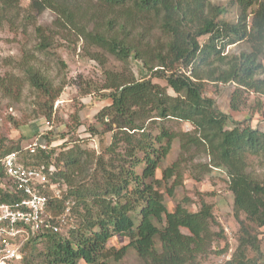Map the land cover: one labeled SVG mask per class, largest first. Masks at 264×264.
I'll list each match as a JSON object with an SVG mask.
<instances>
[{
  "label": "trees",
  "instance_id": "16d2710c",
  "mask_svg": "<svg viewBox=\"0 0 264 264\" xmlns=\"http://www.w3.org/2000/svg\"><path fill=\"white\" fill-rule=\"evenodd\" d=\"M72 1L28 0L25 5L22 0H0V28L6 24L10 31H15L14 21L7 17L10 9L23 6L24 26L43 11L55 14L53 28L34 27V52L22 53L14 63L22 78H0L3 97L17 101L27 87L44 98L36 103L33 117L52 121L53 105L65 83L54 85L43 58L56 56L57 38L76 48L81 39V50H99L85 55L103 68L107 56L120 63L133 59L139 75L104 70V84L84 91L95 92L94 104L105 103L94 116L100 131L94 125L80 131L84 123L75 114L67 133L42 136L48 150L30 154L19 141L1 142L0 158L18 152L25 166L55 168L51 181L66 190L62 201L51 202L53 213L60 212L66 200L75 203L66 234L34 235L18 263L35 264L33 260L43 257L42 264H111L132 250L141 264H202L204 258L222 253L216 246L224 235L212 203L201 199L195 210L188 208V200L171 210L165 204L179 185L182 166L201 150L210 159L202 167L225 174L233 198L237 246L225 264H264L261 257L250 256L261 255L264 180L252 164L264 168V129L252 127L251 117L232 121L207 95L208 84L232 85V112L246 105L245 94L264 96V0H229L227 5L211 0H98L99 10L92 13L86 4L85 14L94 26L90 31L76 21ZM103 19H108L105 28L99 26ZM72 29L78 33L71 34ZM156 29L166 38L157 43L159 52L137 49L134 33L147 38ZM75 35L79 39L71 42ZM232 45L245 50L225 54ZM258 112L262 114L261 106ZM168 122L188 124L192 132L177 133L165 126ZM104 134H111V140L104 148L99 144V155L80 144L70 146L75 136L84 142ZM175 142L178 159L165 167ZM4 180L0 168V183ZM1 191L0 203L21 198L8 189ZM113 237L128 243L119 250L108 247ZM43 244L44 252L38 250Z\"/></svg>",
  "mask_w": 264,
  "mask_h": 264
},
{
  "label": "rangeland",
  "instance_id": "374dc122",
  "mask_svg": "<svg viewBox=\"0 0 264 264\" xmlns=\"http://www.w3.org/2000/svg\"><path fill=\"white\" fill-rule=\"evenodd\" d=\"M23 4H27L28 0H22ZM213 3L227 5L229 0H211ZM73 9L75 10V19L81 25L88 26L87 29L94 30V26L89 22L91 20L85 14L86 4L90 5L89 12L99 10L95 4L98 0H73ZM23 7V6H22ZM14 8L8 10L7 17L14 21L13 29L10 31L8 26L4 24L0 28V78L14 74L19 75L20 73L15 70V62L20 60L22 53L34 52V46L36 44L35 26L43 25L45 27L53 28V21L55 14L51 11H43L36 15L34 22L26 23L24 20L25 12L24 8ZM22 8V9H21ZM27 8V7H25ZM96 19V16H95ZM108 19H103L99 26L107 24ZM25 30H22V27ZM72 28V26H71ZM73 34L78 33L75 29H72ZM103 32L104 30H100ZM71 42H75L79 39L76 35L70 36ZM133 41L136 43L137 49L141 52L156 55L159 52L157 43H162L166 40L165 36L161 34L157 29L152 32L147 38L140 37L137 31L132 36ZM57 44L59 49L56 51V56L50 57L49 59L43 58L44 62L47 63L45 71L50 79H52L55 86L59 85L60 82L65 83V87L59 98V104L55 106L56 101L53 105L52 119V131L48 132L51 138L55 136L64 135L69 131V128L73 125V116L79 114V117L84 123V127L81 130H86L88 126L94 125L100 131L102 127L94 120L95 114L105 106V103L94 104L95 92L92 91L90 94H84V91L93 87L100 88L104 82V70H111L113 72H125L131 71L134 78H138L139 67L130 59L126 63H120L113 57L107 56L105 68L89 60L85 54H89L93 51L100 52L99 50L85 49L81 50L80 43L82 40L79 39V47H75L68 40L57 38ZM204 39H201L202 42ZM243 45H232L226 48L225 54L237 55L241 51H244ZM91 51V52H89ZM148 54V55H149ZM60 59L63 63H58ZM154 63V62H153ZM64 66V67H62ZM20 78L22 75L20 74ZM90 87H89V86ZM233 91L232 85H207V95L210 96L216 104V107L221 111L229 115L230 119L234 122H243L245 119L251 117L252 127H261L264 129V96L245 94L247 98L246 105L240 112H232L229 108V98ZM43 97H38L35 91H31L25 87L16 101L3 97V92L0 90V144L3 140L19 141V145L25 146L30 140L34 139L39 133L44 132L43 118H34L32 113L36 108L37 102H42ZM93 105L95 107L93 108ZM261 106V112H258ZM259 113V114H258ZM249 123V122H247ZM39 124V125H38ZM167 128L174 130L175 132L191 133L192 128L188 124L184 123H172L168 122L165 125ZM79 129V128H78ZM82 133V132H81ZM78 136H75L69 140L70 146L74 144H80L84 149L95 152L96 155L100 154L99 144L102 148L110 143L111 134H104L101 136L97 135V138H93L84 142L79 141ZM99 140V142H98ZM179 146L175 142L173 149L167 157L165 167L170 166L174 161L178 159ZM210 159L207 158L206 154L201 150H196L192 158L183 165L182 178L179 181V185L175 186L172 190L171 196H166L165 204L169 210L173 209L176 204H182L184 200H188V208L193 210L197 209V203L202 199L208 201L214 205V217L216 222L222 226L224 238L221 241V245L216 246L217 250H222V253L206 257L202 260V264H225L228 256L233 254L237 246L235 232L237 229V223L232 213V195L228 190V183L226 181V175L219 173L215 170H210V166L207 169L202 167L204 164H209ZM209 170V172L207 171ZM252 170L260 180H264V168L255 166L252 164ZM199 178V180L197 179ZM171 184V182L169 183ZM169 186V185H168ZM261 231V255L258 253H252V257H261V262H264V227ZM67 236V235H66ZM128 243V240L120 237H113L108 247L121 249ZM39 251L45 250L44 244L40 245ZM44 252V251H43ZM43 257L33 260L35 264H42ZM20 264V263H14ZM111 264H141L140 260L136 256L135 252L128 250L126 255L118 262H111Z\"/></svg>",
  "mask_w": 264,
  "mask_h": 264
},
{
  "label": "built area",
  "instance_id": "2783aa9c",
  "mask_svg": "<svg viewBox=\"0 0 264 264\" xmlns=\"http://www.w3.org/2000/svg\"><path fill=\"white\" fill-rule=\"evenodd\" d=\"M59 104L56 101L55 106ZM44 132L39 133L21 149L34 154L37 150H48L42 136L52 131V121L41 120ZM0 168L5 180L0 183V190L21 195L12 203H0V264L20 262L24 245L37 234L49 231L54 234H66L72 223V200L64 201V207L57 214L52 212L51 202L62 201L65 186L51 181L55 172L53 166L28 167L19 159L18 152L9 153L0 158ZM227 260H230L228 256Z\"/></svg>",
  "mask_w": 264,
  "mask_h": 264
},
{
  "label": "crops",
  "instance_id": "0c3cea01",
  "mask_svg": "<svg viewBox=\"0 0 264 264\" xmlns=\"http://www.w3.org/2000/svg\"><path fill=\"white\" fill-rule=\"evenodd\" d=\"M42 123V122H41ZM39 125V124H38Z\"/></svg>",
  "mask_w": 264,
  "mask_h": 264
}]
</instances>
